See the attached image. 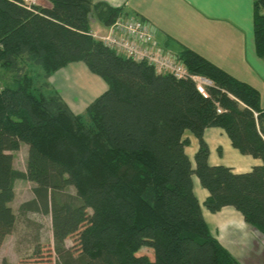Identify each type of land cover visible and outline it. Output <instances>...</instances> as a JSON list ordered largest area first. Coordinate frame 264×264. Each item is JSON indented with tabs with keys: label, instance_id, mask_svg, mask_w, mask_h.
<instances>
[{
	"label": "trees",
	"instance_id": "trees-1",
	"mask_svg": "<svg viewBox=\"0 0 264 264\" xmlns=\"http://www.w3.org/2000/svg\"><path fill=\"white\" fill-rule=\"evenodd\" d=\"M47 1L0 0V246L16 222L14 182L26 179L32 198L19 211L50 216L55 264H240L209 229L202 206L212 213L233 207L264 234L259 91L181 45L176 54L187 69L213 83L203 95L191 80L158 73L92 36L91 18L108 26L119 8ZM253 32L264 58V0H254ZM76 61L107 85L83 113L48 82ZM33 66L42 70L39 81ZM210 127L260 164L235 172L210 163ZM187 132L197 140L192 159ZM22 143L24 171L13 167L12 155ZM194 176L207 191L202 203ZM144 241L148 254L138 251Z\"/></svg>",
	"mask_w": 264,
	"mask_h": 264
},
{
	"label": "crops",
	"instance_id": "crops-1",
	"mask_svg": "<svg viewBox=\"0 0 264 264\" xmlns=\"http://www.w3.org/2000/svg\"><path fill=\"white\" fill-rule=\"evenodd\" d=\"M93 1L119 8L123 16L148 21L156 30L155 39L160 46L175 53L181 45L186 46L253 85L259 91L260 103L264 106V58L258 56L255 48L254 0ZM36 4L50 6L47 0H37ZM97 22L104 31L106 26ZM57 72L49 80H54ZM56 81L59 85L57 77ZM61 96L64 99V94ZM186 135H189L191 149L186 146L185 150H190L193 155L197 140L189 132ZM204 138L212 164H223L235 172H246L261 162L258 158L241 154L220 128H206ZM199 186L193 181L195 194L202 203L207 191ZM202 212L211 232L240 264H264V234L247 224L237 210L225 206L212 213L202 206Z\"/></svg>",
	"mask_w": 264,
	"mask_h": 264
},
{
	"label": "rangeland",
	"instance_id": "rangeland-1",
	"mask_svg": "<svg viewBox=\"0 0 264 264\" xmlns=\"http://www.w3.org/2000/svg\"><path fill=\"white\" fill-rule=\"evenodd\" d=\"M90 25L92 27L91 33H93L94 38L101 41L99 36H101L105 30L102 31L97 26L99 24L94 17L91 18ZM168 49L171 50L170 48ZM182 64L184 65V63ZM30 69L32 76L38 81L41 80L39 76L42 70L36 66ZM57 73L56 77L59 80V85L56 83V77L54 80L48 79V82L56 91H58V89L59 91L61 90L59 94H64L65 101L75 113H83L85 107L97 95L103 92L107 86L105 81L98 74L89 70L83 61L72 62V64L69 63L67 66L58 70ZM211 85L213 84L210 83L208 86ZM186 136L189 142V135ZM187 146L191 149V144ZM186 152L192 159L193 155L190 153V150H186ZM26 154L27 146L23 143L18 150L12 151L13 167L15 169L20 171L25 170ZM194 181L200 185L196 176H194ZM32 187L33 183L26 179H16L14 182V198L10 206L16 215V222L12 232L6 237L0 247V264H37L40 260L45 263L51 261L50 264H55L57 260L56 253L53 251L52 246L50 216L34 212L22 214L19 211L20 204L32 198ZM199 187L202 188V186ZM70 191H74L73 188H70ZM72 244L73 237H69L65 240L66 246ZM138 251L139 253H150V242H142ZM47 257H50L49 260Z\"/></svg>",
	"mask_w": 264,
	"mask_h": 264
},
{
	"label": "built area",
	"instance_id": "built-area-1",
	"mask_svg": "<svg viewBox=\"0 0 264 264\" xmlns=\"http://www.w3.org/2000/svg\"><path fill=\"white\" fill-rule=\"evenodd\" d=\"M24 1L29 5L37 2V0ZM155 33L153 25L145 19L119 15L106 26L99 39L109 48L134 61L146 62L158 73H168L176 79L191 80L200 93L207 95V87L212 81L203 75L190 72L176 53L157 43ZM217 111L220 112V109Z\"/></svg>",
	"mask_w": 264,
	"mask_h": 264
}]
</instances>
